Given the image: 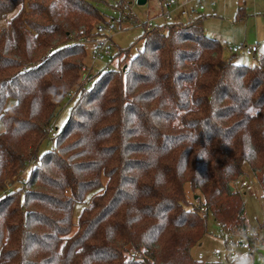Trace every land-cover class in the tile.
Masks as SVG:
<instances>
[{"label": "trees", "instance_id": "obj_1", "mask_svg": "<svg viewBox=\"0 0 264 264\" xmlns=\"http://www.w3.org/2000/svg\"><path fill=\"white\" fill-rule=\"evenodd\" d=\"M47 1L0 0V264H206L192 253L210 219L255 242L231 188L251 175L264 190V54L236 64L205 16L168 22L87 90L82 41L113 5ZM28 162L40 166L17 183Z\"/></svg>", "mask_w": 264, "mask_h": 264}, {"label": "rangeland", "instance_id": "obj_2", "mask_svg": "<svg viewBox=\"0 0 264 264\" xmlns=\"http://www.w3.org/2000/svg\"><path fill=\"white\" fill-rule=\"evenodd\" d=\"M177 6L170 7L169 0H148L145 5H139L137 0H124L127 11L132 15H126V18L122 22H117V33L114 36L113 44L114 47L109 56H106V64H98L95 71H92L89 83L98 76L102 71L117 70L119 71L128 65L120 66L117 59H111L121 50L130 51V56L136 57L139 52L143 50V41L141 38L144 36L145 31L149 29V25L153 27L156 25H162L168 22H177L176 16H171V21L168 19L160 18L162 14L167 12H173L174 9L182 5L186 0H175ZM188 1V0H187ZM211 4L207 3V0H203L205 6V12L201 14L207 16L204 23V33L208 37L218 39L220 43L225 46L231 44L234 46H252L251 42H244L245 33L250 41H254L252 38L255 34L252 27H245V24L238 25L241 23L242 18L246 16L253 17V23H256L257 18H263L264 23V0H208ZM181 2V3H180ZM51 3V0L46 2ZM99 9L106 15L113 17V12L105 5L99 6ZM245 16V17H244ZM116 20L122 19L121 15L115 16ZM256 18V20L254 19ZM236 22L232 24L233 22ZM182 22V21H179ZM243 22V21H242ZM186 24L187 21H183ZM2 24H0V27ZM92 39L90 37L85 42ZM243 39V41H241ZM243 45V46H244ZM259 51L255 56H247L244 54H238L233 56V62L240 65H246L249 67L255 66L261 55L264 54V42L260 43ZM86 59L84 69H88L91 65V46L88 45L86 48ZM226 51L224 55L226 56ZM121 61V58H119ZM83 71L81 74L80 84L81 87L85 86L86 81L82 79ZM70 97V98H69ZM65 100L61 107V112L57 118L53 121L52 126L55 132H59L69 120L70 111L75 103L76 91L72 96H69ZM3 125L0 122V133L3 132ZM54 148V140L51 135L46 138L38 148V157L41 158L46 153L52 151ZM246 171L248 168L245 167ZM249 172V171H248ZM241 182L246 181L248 184L247 188L242 191V201L246 208V219L249 226L250 233L256 235L257 238L264 241V190L258 183L255 176L244 178L239 180ZM189 197H192L191 193H188ZM81 206H77L74 213V221L76 223L77 218L81 212ZM209 234L202 241V246H198L193 250V257L197 260H201L206 264H214L217 261H221L223 264H227L225 260L226 250L223 245V241L217 236L218 227L210 219L208 222ZM211 233V234H210ZM216 251H219V256H216ZM251 264H264V249L258 251L253 255V261Z\"/></svg>", "mask_w": 264, "mask_h": 264}, {"label": "built area", "instance_id": "obj_3", "mask_svg": "<svg viewBox=\"0 0 264 264\" xmlns=\"http://www.w3.org/2000/svg\"><path fill=\"white\" fill-rule=\"evenodd\" d=\"M197 2V6L194 8H191L189 11L191 14H196L198 10H202L203 7L201 6L199 0H195ZM113 7L111 8L113 15L116 16L120 14V9H123V15L122 20L126 18V15L129 14L132 16L128 11L127 7L125 6V3L123 0H108ZM170 7L177 6V3L175 0H169ZM174 12V11H173ZM173 12H167L165 15H163V18L168 19L171 21V16L173 15ZM117 21L116 19H111V21L107 24L99 25L95 32L97 34L96 37L90 39L89 41L85 42L86 48L88 45L91 46V65L88 67V69L83 70L82 79L83 81H86L85 88L87 90H92L94 88V83H89V78L91 77L92 71H95V68L98 64H106V56H109L114 44L113 39L115 34L117 33ZM149 29H152V24L149 25ZM224 47V51L227 53L238 55V54H245L247 56H255L258 51L259 47L257 45L252 46H234L231 44H227ZM49 134L52 137L56 136V132L54 127L52 126L49 130ZM32 166L39 167L40 162L32 163L28 162L26 167L20 172V175L17 180H19L17 183L22 182L23 184L26 183V175L27 172L32 168ZM248 184L246 181H237L233 184V189L237 190L238 192L242 193L244 188H247ZM11 188V187H9ZM218 231L217 236L223 241L224 248L226 250L225 253V260L227 264H247L248 259L255 255L258 251L264 249V241L260 240L256 237L255 242H249V241H241L233 232L231 228H229L224 223H219L217 225ZM216 256H219V251H216ZM214 264H223L221 261H217Z\"/></svg>", "mask_w": 264, "mask_h": 264}, {"label": "crops", "instance_id": "obj_4", "mask_svg": "<svg viewBox=\"0 0 264 264\" xmlns=\"http://www.w3.org/2000/svg\"><path fill=\"white\" fill-rule=\"evenodd\" d=\"M199 2L201 4V6L203 7V9L202 10H198V12L196 14H191L190 11H189L191 8H194V7L197 6V2L195 0H188V1L186 0V2H184L182 5L176 7L174 9L173 15L176 16L177 22H179V21H182V22L183 21L184 22L187 21V23H189L195 17H202V16L204 17L205 15L201 14L202 12H205V6L203 4V0H199ZM207 3L211 4L212 2L210 3V1L207 0ZM165 14H162V16L165 15ZM162 16L160 18H163ZM206 17L207 16H205V20H206ZM252 19H253L252 16H246L244 19L242 18L243 22L241 21V23H239L238 25L240 26L242 24H245V27L249 28V23H250V27L255 29L254 32H255L256 35H254L252 37V38H255V39H254V41H250L247 38V34H246L248 32H246L245 36H244V42H251V44H256L257 46H259L260 43L264 42V23H263V18H261V17L257 18V21H255V22H257V24L253 23ZM254 19L256 20V18H254ZM205 20H204V23H205ZM234 23H236V22L234 21L232 24H234ZM241 41H243V39H241ZM244 46H246V45H244ZM233 56H235V55L230 54V53L226 54V57L228 59H230V60L234 59Z\"/></svg>", "mask_w": 264, "mask_h": 264}, {"label": "water", "instance_id": "obj_5", "mask_svg": "<svg viewBox=\"0 0 264 264\" xmlns=\"http://www.w3.org/2000/svg\"><path fill=\"white\" fill-rule=\"evenodd\" d=\"M148 0H137V3L139 5H145L147 3ZM233 190V188H231Z\"/></svg>", "mask_w": 264, "mask_h": 264}]
</instances>
